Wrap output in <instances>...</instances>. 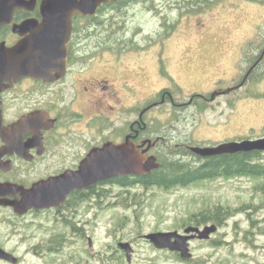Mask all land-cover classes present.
I'll list each match as a JSON object with an SVG mask.
<instances>
[{"label":"rangeland","instance_id":"rangeland-1","mask_svg":"<svg viewBox=\"0 0 264 264\" xmlns=\"http://www.w3.org/2000/svg\"><path fill=\"white\" fill-rule=\"evenodd\" d=\"M96 23L97 38L110 39L115 46L98 48L102 51L94 74L138 87L121 98V117L109 111L111 118L92 122L87 136L93 144L125 134L137 117L135 102L163 87L181 105L168 102L146 116L154 136L168 135L161 161L174 158L173 150L187 143L206 146L264 137V61L242 87L218 95L207 109L192 101L198 94L211 99L213 88L221 92L243 81L263 51L264 3L123 0L110 5ZM119 39L133 41L119 48L113 42ZM82 148L79 142L78 150ZM19 166L11 178L31 182L43 172L40 165ZM96 190L103 194L69 200L59 208L23 215L0 210V244L18 257L17 264H264V179L222 178L168 190L99 183ZM216 204L231 208L232 215L221 225H200L215 224L217 230L208 239L190 242L189 259L156 248L144 236L198 226L189 215ZM120 242L131 243V262Z\"/></svg>","mask_w":264,"mask_h":264},{"label":"flooded vegetation","instance_id":"flooded-vegetation-1","mask_svg":"<svg viewBox=\"0 0 264 264\" xmlns=\"http://www.w3.org/2000/svg\"><path fill=\"white\" fill-rule=\"evenodd\" d=\"M122 1L113 0L103 4L94 15L74 14L68 45L66 73L63 77L54 81H46L44 78L27 76L14 82L11 87L0 93L3 124L10 133L9 151L2 159L12 162L11 170L0 169V183L10 181L30 188L35 182L40 180L49 179L67 171H76L91 149L102 146L109 141L117 144L122 143L128 136H131V139L146 158L150 155H155L158 162L162 165L161 151L167 150L164 141L168 139V135L161 132V134L154 136L153 133L156 132L152 130L146 116L156 107L168 102L175 106L181 105L176 104L174 96L166 87L161 88L146 100L135 102L134 110L137 111V117L128 124L125 134H120L118 137L113 138L108 137L109 139L96 144H93L87 136L92 132L90 127L94 120L111 118L109 111H112L117 117H121L125 109L121 98L127 93L135 94V90L138 87V85H133L128 80L103 74L96 75L93 71L97 66V59L100 57L99 51H102V49L98 48L112 43L110 39L97 38L98 33L94 29L98 25L96 19L110 5H116ZM41 3L42 0H38L37 6L33 11L16 9L13 24L3 25L0 28V31L2 30L0 32V41L6 40L8 45H12L21 38L13 32L12 28L15 23H21L29 18H37L41 21ZM6 31L9 32L7 36ZM130 41L133 40L119 39L113 42L123 45L129 44ZM114 68H117V65ZM129 68L127 67L126 69ZM51 74V77H54L57 72L52 71ZM212 91L215 92L216 90L213 88ZM203 99L211 103L209 99ZM187 104L183 103V106H187ZM27 115L34 117L33 120L29 125L26 124L19 129L17 133L13 125ZM51 120H54V123L48 127L47 124ZM77 124L79 127L76 129L74 126ZM33 125L41 126L38 131L41 137V144L33 140L37 133ZM15 135H17L18 150L13 148L11 144ZM147 139H151L153 145L147 152H143L150 145L149 142L144 144ZM79 142L83 143L82 150H78ZM7 143H5L0 134V151ZM19 165L32 167L40 165L43 172L40 177L31 182L11 178L9 174L21 168ZM121 176L125 175H119L99 183L117 181V178ZM92 187L72 191L66 202L76 191ZM8 197L11 199L15 198L12 195ZM18 197H20V194H18ZM66 202L61 206L66 204ZM5 208L16 213L11 206H1L0 210ZM35 210L30 209L28 213Z\"/></svg>","mask_w":264,"mask_h":264},{"label":"water","instance_id":"water-1","mask_svg":"<svg viewBox=\"0 0 264 264\" xmlns=\"http://www.w3.org/2000/svg\"><path fill=\"white\" fill-rule=\"evenodd\" d=\"M113 0H42V20L29 18L21 23L13 25V32L21 38L14 44L8 45L6 40L0 41V93L11 87L14 82L21 78L31 76L44 78L46 81H54L63 77L66 73L68 45L72 32V19L74 14L94 15L99 7ZM38 0H0V28L3 25H11L14 21L16 9L33 11ZM251 66L243 81L236 87L228 88L221 92H213L211 100L218 95L228 94L235 88H240L248 79L254 67L263 58ZM52 71L57 74L51 77ZM0 101V134L7 143L0 151V169L6 171L12 169L11 161H4L2 157L9 151L10 133L3 124V114ZM34 117L25 116L13 125L15 131L24 125L30 124ZM54 120L47 126L53 125ZM37 130L34 137L36 143H40V125H33ZM11 143L18 150V140ZM150 145L143 150L151 149V139L144 141ZM192 152L201 157H209L226 153H238L249 151H264V137L246 138L242 140L224 141L216 145L191 146ZM139 147L128 136L122 143L112 141L102 146L91 149L89 154L82 160L76 171H67L61 175L35 182L30 188L15 182L0 183V207L11 206L16 213L23 215L30 209H47L59 207L66 202L70 193L76 189L92 187L93 185L115 178L119 175H146L161 164L155 155L146 159ZM20 194V197H18ZM15 198L11 199L8 196ZM217 230V225L204 227L190 225L183 232L157 231L145 234V238L158 249H168L178 252L181 258L192 257L190 249L191 240L208 239ZM129 262L132 261L133 248L129 242H120ZM0 260L11 264H17L19 259L0 245Z\"/></svg>","mask_w":264,"mask_h":264},{"label":"trees","instance_id":"trees-1","mask_svg":"<svg viewBox=\"0 0 264 264\" xmlns=\"http://www.w3.org/2000/svg\"><path fill=\"white\" fill-rule=\"evenodd\" d=\"M253 1L264 3V0ZM101 23L102 22H99V25H101ZM101 26L104 28L107 26L110 28V30H116L111 25ZM126 45L127 44H117V47L121 48L122 46ZM111 46L113 47L115 45H109V48ZM262 50L263 51L261 55L264 52V46ZM261 55L256 57L255 62L259 60ZM262 61H264V56L255 69ZM252 72H254V70ZM203 98H207L211 101L210 98L201 94L192 97L193 102L197 99V102H195L196 104L200 105L202 110L207 109L209 105H211L208 100ZM191 146L195 145L187 143V145L175 148L172 153L174 158L169 159L168 157H165L160 168L154 169L149 174L121 176L117 178V181H107L104 183H117L124 188L134 186L136 187L137 185H141L144 188L158 186L168 190L176 187L200 185L204 182L214 181L216 179L222 178L231 179L247 177L252 179H264V151L255 150L249 152L226 153L209 157H201L192 152ZM186 156H191V160H186ZM92 194L100 196L103 193H100L98 190H96L95 185L89 189L76 191L69 200H72L73 202H79L91 196ZM69 200L68 202H70ZM231 215V208L222 204H216L214 206L204 208L197 213L189 215L188 219L190 222H193L198 226L208 222H214L217 225H221L224 220ZM188 226L190 225H187V227Z\"/></svg>","mask_w":264,"mask_h":264}]
</instances>
